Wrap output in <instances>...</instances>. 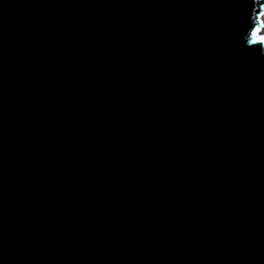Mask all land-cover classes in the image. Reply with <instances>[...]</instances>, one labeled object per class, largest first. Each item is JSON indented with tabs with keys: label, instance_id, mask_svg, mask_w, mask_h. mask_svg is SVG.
Listing matches in <instances>:
<instances>
[{
	"label": "water",
	"instance_id": "1",
	"mask_svg": "<svg viewBox=\"0 0 264 264\" xmlns=\"http://www.w3.org/2000/svg\"><path fill=\"white\" fill-rule=\"evenodd\" d=\"M263 12L0 0V264H264Z\"/></svg>",
	"mask_w": 264,
	"mask_h": 264
},
{
	"label": "snow or ice",
	"instance_id": "2",
	"mask_svg": "<svg viewBox=\"0 0 264 264\" xmlns=\"http://www.w3.org/2000/svg\"><path fill=\"white\" fill-rule=\"evenodd\" d=\"M261 30V28H256L252 31V39L255 43L264 44V35H260Z\"/></svg>",
	"mask_w": 264,
	"mask_h": 264
},
{
	"label": "bare ground",
	"instance_id": "3",
	"mask_svg": "<svg viewBox=\"0 0 264 264\" xmlns=\"http://www.w3.org/2000/svg\"><path fill=\"white\" fill-rule=\"evenodd\" d=\"M259 21L262 23L261 34L264 35V12L260 14Z\"/></svg>",
	"mask_w": 264,
	"mask_h": 264
}]
</instances>
